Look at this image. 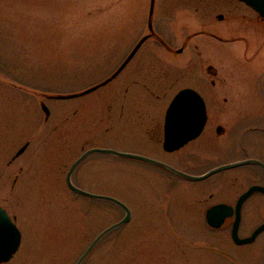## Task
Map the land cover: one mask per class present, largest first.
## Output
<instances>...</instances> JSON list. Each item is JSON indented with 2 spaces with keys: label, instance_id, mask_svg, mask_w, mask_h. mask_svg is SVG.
<instances>
[{
  "label": "rangeland",
  "instance_id": "rangeland-1",
  "mask_svg": "<svg viewBox=\"0 0 264 264\" xmlns=\"http://www.w3.org/2000/svg\"><path fill=\"white\" fill-rule=\"evenodd\" d=\"M150 3L0 0V207L22 233L18 252L4 264H76L101 231L124 217L122 208L78 197L66 184L69 168L87 149L142 150L138 146L144 138L124 137L121 88L112 84L64 100L43 94L77 93L106 79L126 50L148 33ZM249 12L237 0H157L154 19L166 22L161 32L171 46L178 48L184 35L204 29L227 39L244 35L250 48L245 57L242 42L194 39L204 66L218 71L212 87L211 78L205 85L198 83L195 65L192 80L188 78V52L170 55L150 40L144 50L155 51L156 58L146 72L170 77H155L152 98L158 96L166 105L192 86L213 101L210 115H220L221 121L232 125L236 116H246L244 120L264 123V29L254 33L234 17ZM218 15L225 20L219 21ZM255 50L259 56L250 58ZM192 55L198 66L200 56ZM222 99L229 102L225 105ZM216 100L224 104L222 110ZM41 102L51 111L48 120ZM255 141L256 154L264 158V139ZM26 143L28 149L16 158ZM209 149V166L243 156L238 149L221 150L219 145ZM74 175L81 188L117 198L132 211L130 222L113 232L85 264H264V233L254 243L238 246L231 238L232 220L222 230H212L203 212L209 204H233L250 186L264 185L257 169L237 168L193 183L136 161L95 154ZM212 192L214 199L205 204ZM169 199L172 209L167 208ZM244 211L240 236L248 237L264 223L263 197L253 196Z\"/></svg>",
  "mask_w": 264,
  "mask_h": 264
},
{
  "label": "flooded vegetation",
  "instance_id": "flooded-vegetation-1",
  "mask_svg": "<svg viewBox=\"0 0 264 264\" xmlns=\"http://www.w3.org/2000/svg\"><path fill=\"white\" fill-rule=\"evenodd\" d=\"M241 4L247 7L248 10H250L251 12H249V15L237 13L234 15V17L236 19H240L244 21L245 23H247L249 27H252V31L254 33H257L258 31L262 30V28L264 29V20L258 15V13L255 12L251 7H249L245 3L241 2ZM224 20H225V17L223 16V19L219 21H224ZM152 23H153V35L150 37V39H148L142 45V47L138 50L135 56L129 61L126 67L119 73V75L115 77L105 87H108L112 84L113 86H115V84L116 85L118 84V86L121 88L120 89L121 93H123V97H122L123 103L121 105V117L124 118V127H123L124 137L126 139H130L131 137L136 136V135L138 137H142L145 139V141H144L143 146L142 145L138 146L139 148L142 147V150L148 149L154 153L160 152V154H164V156H167V158L166 157L158 158L150 154H145L142 150L141 151L139 150L131 151V152L156 159L160 162H163L175 168L176 170H179L181 172H184L190 175H196V176L205 174L206 172H208L209 170H212L215 167H218L220 165L227 164L230 162H234V161H240V160H246V159H257L264 163V158L256 154L257 152L255 148L256 146L255 139L256 140L264 139V123H262L263 121L257 120L255 118H253V120H250L251 118L244 120L246 116H236L235 120L232 122V125H229L228 123L221 121L220 115L218 116L216 115L215 117L213 115H210V109H211L210 102H213V101L206 98V96L200 90L192 86H189L186 88H191V89L196 90L198 93L201 94V96L204 98V101L206 103V109H207L206 125L202 133L200 134V136L190 141L189 143H187L185 146L181 147L180 149L172 151V152H168L164 149V139H165V134H166L165 132L166 116H167L168 108L170 104L172 103L173 99L167 102L165 105L166 100L160 99L158 96L156 98H152L154 97V94H155V91L152 88H153V81L156 76L161 75L165 79L170 78V77H168V74L165 72L164 73L157 72V74H154V72L152 73L146 72V68H148L150 64H154L150 60H154L156 58L155 51L144 50L146 44L150 40H153L155 43H157V45L160 44L165 49L167 54L174 55V56L182 55L188 52L189 56L186 61V67L188 69V74H187L188 78L192 80V72H193V68L195 65L196 66L195 68H199L198 69L199 73H198V78H197L199 81L198 83L200 85H203V84L205 85L209 81V78H211L210 84L212 87H215L217 80H219L218 71L211 65L204 66V62L201 57V51L199 50V46L198 44H193L194 39L207 36V37H211L213 39L218 40L222 44L242 42L246 48V50L244 51L245 57H248L250 43L248 42L246 36L244 35L234 36L231 39H227L220 34L217 35L213 32H208V31H205L204 29H200V30H196L195 32H190L184 35L181 46L177 48V47L171 46L169 40L167 41V38L164 35H162L161 29L163 30L162 26L166 22L161 21L160 23H158L154 19L152 20ZM149 33H150V30L148 28V33L146 35H143V37L147 36ZM143 37L138 39L137 43L131 48L130 51L126 50L125 52L126 54L123 55L119 63H117L116 65L117 67L110 73V75L106 79L111 77L113 74H115L119 70V68L129 58L135 46L138 44V42ZM194 52L197 53V56H200V59L198 61V66H197V62L194 63L193 61L192 53ZM258 52H259L258 50H255L250 56V58L258 57L259 56ZM186 88H183V89H186ZM147 96H150V98L147 99ZM228 102H229L228 99H222V103H224L225 105ZM215 103H217L216 107H218L219 110H222L223 108L222 106H224V104H221L219 100H216ZM231 128H234V129L237 128V129L231 130ZM218 145L221 150L230 148L236 151V149H238V151L242 152L243 156L232 159V160H226L224 162L209 166V158L207 157L209 150H210L209 148L211 147V149H213V146L216 148ZM258 145H262V142L260 141ZM194 146H196L197 150L196 151L190 150V148ZM84 152H86V150ZM88 158H90V156L87 157L83 162L88 160ZM138 163L148 165L143 162H138ZM243 167H251V168L257 169L260 172H262L264 175V170L256 164H250V165H246ZM154 168L169 174L171 177L175 179L183 180L185 182H193V181L184 179L178 175H175L173 173H170L166 170H163L161 168H158V167H154ZM76 171L77 169L75 170V172ZM74 174L72 176V180L77 185ZM217 174H220V173H217ZM209 178L203 181H206ZM203 181H200V182L194 181L193 183H201ZM66 182H67V177H66ZM258 185H262V184H258ZM256 194H260L264 199V194L262 193H256ZM256 194L252 195L243 204L242 211H241L242 219L245 213L244 211L245 204L249 202V200L253 198V196H255ZM240 196L241 195H238L236 202L233 204H231V202L227 200L224 202L212 203L206 206L203 209L204 220L206 224H207L206 215H207L208 210L211 207L217 204H221V203H226L232 207H235ZM213 199H214V193L212 192L209 195V199L206 200L204 203L206 204L208 203V201L213 200ZM166 202H167V208L172 209V205L174 201L169 199ZM202 202L203 201H198L197 203L199 204ZM183 205H186V203ZM199 205H202V204H199ZM234 219H235V215L227 219V221L232 220V225H233ZM227 221L219 229H214L210 227L208 224L207 226L208 228L212 230H222V228H225L226 225L229 223ZM103 243L104 242H101L97 246V248L100 247Z\"/></svg>",
  "mask_w": 264,
  "mask_h": 264
},
{
  "label": "water",
  "instance_id": "water-1",
  "mask_svg": "<svg viewBox=\"0 0 264 264\" xmlns=\"http://www.w3.org/2000/svg\"><path fill=\"white\" fill-rule=\"evenodd\" d=\"M241 2L246 3L250 7H252L255 11L259 13V15L264 19V0H239ZM156 0H151L150 5V13H149V29L150 34L145 36L140 40V42L136 45L134 50L132 51L129 58L124 62V64L119 68V70L113 74L110 78L103 81L100 84H97L87 90L82 92L73 93V94H57L51 95L49 98L64 100V99H74L90 94L101 87H104L109 82H111L115 77L119 75V73L126 67L129 61L135 56L138 50L142 47V45L153 35V16L155 11ZM219 20L223 19V16H218ZM42 110L46 115V119H48L51 115L50 109L45 103H42ZM207 122V109L204 98L198 93L196 90L191 88H186L181 90L173 99L170 104L167 116H166V128H165V139H164V149L168 152H172L180 149L185 146L190 141L196 139L202 133ZM29 147V143H26L16 154V158L21 156ZM93 154H105V155H113L118 158L123 159H133L143 161L145 163H149L151 165L160 167L165 169L175 175H178L184 179L191 181H202L210 176L227 171L230 169H235L238 167L256 164L260 166L264 170V163L257 159H247L242 161H236L228 164H223L218 167L209 170L205 174L202 175H190L175 168L160 162L158 160L148 158L146 156H142L139 154L129 153V152H121L114 149H106V148H93L86 151L74 164L71 166L68 176H67V184L68 187L77 195L83 196L93 200H101L112 203L120 208H122L125 212V217L119 222L107 227L104 229L98 236L90 243V245L86 248L83 254L79 257L76 264H84L90 255L94 252L97 246L105 240L108 236H110L113 232L123 227L125 224L129 223L132 217V213L130 208L120 201L117 198L112 196L94 194L88 192L78 186H76L72 181V174L74 170L90 155ZM263 193L264 187L260 185H255L249 188L247 192H245L239 199L236 208L229 206L227 204H219L213 206L208 210L207 213V222L213 228H220L227 218L231 217L235 213V221L232 229V238L234 242L238 245H245L253 243L257 237L264 232V224L259 226L250 237L240 238L239 229L242 220V206L246 200H248L255 193ZM22 242V233L11 219L9 214L0 207V264H4L12 260L14 255L18 252Z\"/></svg>",
  "mask_w": 264,
  "mask_h": 264
}]
</instances>
